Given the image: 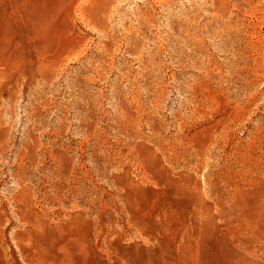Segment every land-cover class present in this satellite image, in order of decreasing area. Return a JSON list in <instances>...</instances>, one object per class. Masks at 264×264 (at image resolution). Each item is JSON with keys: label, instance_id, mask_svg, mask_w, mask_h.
<instances>
[{"label": "rangeland", "instance_id": "374dc122", "mask_svg": "<svg viewBox=\"0 0 264 264\" xmlns=\"http://www.w3.org/2000/svg\"><path fill=\"white\" fill-rule=\"evenodd\" d=\"M264 264V0H0V264Z\"/></svg>", "mask_w": 264, "mask_h": 264}, {"label": "bare ground", "instance_id": "6f19581e", "mask_svg": "<svg viewBox=\"0 0 264 264\" xmlns=\"http://www.w3.org/2000/svg\"><path fill=\"white\" fill-rule=\"evenodd\" d=\"M8 264V263H7Z\"/></svg>", "mask_w": 264, "mask_h": 264}]
</instances>
